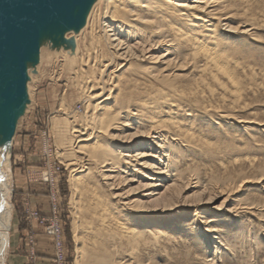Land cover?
I'll list each match as a JSON object with an SVG mask.
<instances>
[{"label":"bare ground","instance_id":"bare-ground-1","mask_svg":"<svg viewBox=\"0 0 264 264\" xmlns=\"http://www.w3.org/2000/svg\"><path fill=\"white\" fill-rule=\"evenodd\" d=\"M237 1L95 0L89 7L84 26L74 34L79 51L74 63L59 64L75 72L74 84L86 105L81 124L73 125L74 120L68 119L57 131L62 141L59 157L70 169L72 194L78 197L71 203L78 214L72 221L73 237L87 239L76 249L75 264L90 263L88 259H94L93 264H120L109 253V244L126 245L129 261L147 239L157 246L162 239L171 243L173 236L155 228L151 219L162 220L169 211L190 207L184 196L192 185L177 168L182 154L214 151L232 157L234 144L221 142L218 134L213 141L207 133L198 132L192 115L193 111L210 112L205 106L194 109L200 89H208L209 94L214 93L213 86L223 91L226 80L239 94L242 67L225 40L231 33H249L246 26L229 25L234 14L227 10ZM152 52L162 53L154 62L158 66L129 73L134 67L131 59L149 57ZM186 65L193 66L194 79L177 86ZM31 76L26 85L28 99ZM249 76L254 78L253 73ZM60 114L64 119L69 115L64 108ZM239 123L259 130L264 127L253 121ZM128 127L134 131L129 137L124 134ZM2 130L0 124V137ZM9 146L7 139L0 141V264H6L12 227ZM135 183L131 191L124 190ZM240 210L251 214L253 207L245 205ZM215 221L201 220L203 232L215 233ZM92 236L100 237L89 239Z\"/></svg>","mask_w":264,"mask_h":264},{"label":"rangeland","instance_id":"rangeland-1","mask_svg":"<svg viewBox=\"0 0 264 264\" xmlns=\"http://www.w3.org/2000/svg\"><path fill=\"white\" fill-rule=\"evenodd\" d=\"M227 12L234 14L229 23L231 27L246 26L245 29L249 30L248 35L231 33L225 38L228 47L235 51L242 67L239 70L241 72L238 73L239 94L233 93V89L237 87L230 85L228 81L225 82L226 80H223L225 84L223 91L214 86L213 94H209L206 88L200 89L195 99L197 107L194 109L200 111L199 108L205 106L209 107L210 112L204 115L193 111L192 120L195 122L196 130L207 133L209 139L214 141V137L218 134L221 142L233 143L236 147L234 156L230 157L227 153L214 151L184 152L177 168L183 172V180L192 185L184 196L190 207L179 206L180 208L175 212L169 211L162 220V217L158 219L159 222L157 219H151L155 223V228L172 235L174 240L167 243L162 239V243L157 246L151 244V239H147L145 247L140 246L134 258L129 261L125 256L129 250L125 248L126 245L109 244V253L112 256L116 255L118 258L115 256V260L117 259L120 264L129 262L131 264H264V127L259 130L257 126L239 123L253 121L264 125V2L238 0ZM71 34L66 36L67 39L74 40L75 49L71 56L62 48L58 51H51L48 47L42 48L39 58L40 60L42 58V62L39 60L36 74L32 73L29 83L31 94H29L28 110L17 126L11 145L9 172L13 194L11 195L12 227L6 264H51L53 252L43 261L40 256L42 253L37 251L35 240L37 233L42 234L51 243L49 237L44 234L40 226L32 224L29 227L24 223L23 209L28 206L42 216H48L51 195L54 194L60 210L67 264H75L76 249L84 244L85 240L87 241L86 238L83 241L73 237L72 221L78 214L76 212L74 214L71 203L78 201V197L72 194L70 169L59 157L62 141L57 134V131L69 121L74 120L73 125L81 124L82 116L86 112L85 102L74 84L75 72L59 67L61 62H65L64 60L73 62L79 52H76L74 39L77 35L71 36ZM221 41L224 43V38H221ZM81 47L82 45H79L78 50ZM161 48L165 46L162 45ZM161 54L152 52L149 57L146 55L139 60L131 59L134 67L128 69L129 73L138 72V67L158 66L159 63L154 62ZM115 61L121 63L119 59ZM192 68V65H186L181 69L179 73L184 75V78L176 82L177 86H186L194 79L195 73ZM252 73L254 78L250 79L249 75ZM34 76H37L35 81ZM106 87L109 88L110 83H106ZM62 108L69 114L68 118L64 119L60 114ZM132 129L133 127H128L124 134L128 137L132 136L134 134ZM73 147L75 143L72 141ZM147 162L151 163L152 160L148 159ZM57 167L59 171L56 174ZM52 173L55 174L52 176L53 181H50L51 178L45 179ZM20 181H23V187L30 185L37 188L33 200L21 197L18 190ZM135 187L136 183L128 188L124 187V190L129 192ZM34 199L39 203L32 204ZM221 204L223 207H219ZM43 205L48 206L46 211L42 210ZM245 205H251L254 212L248 214L239 211ZM19 209L21 221L27 226V233L31 232L34 236L33 259L28 257L24 243L25 236L21 238L22 243L19 245H22L23 250L16 247L20 237L15 227V215L18 216ZM229 211L239 213L236 215ZM213 219L216 220L214 226L212 225L216 228H213L215 233H204L200 221ZM35 228L37 233L34 231ZM98 237L100 236H92L89 239ZM123 249L126 251L124 252ZM88 260L90 263L87 264H93L91 261L94 259Z\"/></svg>","mask_w":264,"mask_h":264},{"label":"water","instance_id":"water-1","mask_svg":"<svg viewBox=\"0 0 264 264\" xmlns=\"http://www.w3.org/2000/svg\"><path fill=\"white\" fill-rule=\"evenodd\" d=\"M95 0H0V141L12 139L29 105L26 85L41 50L74 52V40ZM10 138V139H9ZM11 140V142H10Z\"/></svg>","mask_w":264,"mask_h":264},{"label":"built area","instance_id":"built-area-1","mask_svg":"<svg viewBox=\"0 0 264 264\" xmlns=\"http://www.w3.org/2000/svg\"><path fill=\"white\" fill-rule=\"evenodd\" d=\"M59 168H56V174L58 173ZM54 173L50 174V181H53ZM55 195V194H54ZM51 195L50 209L48 216H42L38 211L25 207L23 209V221L29 227L32 224L38 225L43 229L44 234L49 237L52 243L53 255L51 259V264H67L66 263V248L64 242V234L62 228V222L60 219V210L55 201V196ZM25 248L27 250L28 257L33 259L35 256V247H34V236L31 232H28L24 238Z\"/></svg>","mask_w":264,"mask_h":264},{"label":"crops","instance_id":"crops-1","mask_svg":"<svg viewBox=\"0 0 264 264\" xmlns=\"http://www.w3.org/2000/svg\"><path fill=\"white\" fill-rule=\"evenodd\" d=\"M23 181H20L19 184H18V190L20 192V195L22 198H28L29 200L32 199V197H34V193L37 191V188L35 186H30V185H27V186H22ZM33 200V199H32ZM36 199H34V201H32V204H36L39 203L38 201H35ZM46 204V203H44ZM47 207L46 205H43L42 206V210L43 211H46L47 210ZM42 211V212H43ZM18 212V216L15 215V221H16V224H15V227L16 229L18 230V235L20 238H18L19 242L16 244V247L18 249H21L23 250V247L22 245L19 246L21 243H22V240L21 238L27 234V226H25V224L21 221V211L20 209L17 211ZM45 214V212H43ZM35 233H37V229L35 228ZM21 234V235H20ZM35 240H36V243H37V251L38 253H42V255H40L42 257V260L45 261L47 258L46 257H50L52 255V252H53V249H52V245L51 243L40 233H37L35 235ZM22 254H23V251H21ZM20 254V253H19ZM24 259V257H23ZM24 264V263H23Z\"/></svg>","mask_w":264,"mask_h":264},{"label":"snow or ice","instance_id":"snow-or-ice-1","mask_svg":"<svg viewBox=\"0 0 264 264\" xmlns=\"http://www.w3.org/2000/svg\"><path fill=\"white\" fill-rule=\"evenodd\" d=\"M219 207H223V205L221 204V205H219Z\"/></svg>","mask_w":264,"mask_h":264}]
</instances>
